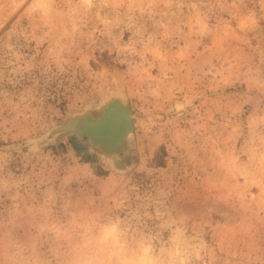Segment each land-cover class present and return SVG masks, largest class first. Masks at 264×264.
Here are the masks:
<instances>
[{"label": "rangeland", "instance_id": "374dc122", "mask_svg": "<svg viewBox=\"0 0 264 264\" xmlns=\"http://www.w3.org/2000/svg\"><path fill=\"white\" fill-rule=\"evenodd\" d=\"M0 264H264V0H0Z\"/></svg>", "mask_w": 264, "mask_h": 264}, {"label": "bare ground", "instance_id": "6f19581e", "mask_svg": "<svg viewBox=\"0 0 264 264\" xmlns=\"http://www.w3.org/2000/svg\"><path fill=\"white\" fill-rule=\"evenodd\" d=\"M125 95V94H124ZM119 97V96H117ZM177 108L180 109L183 107V104L177 103ZM102 108H104V115L106 114L105 111H107L110 108V111L112 116L110 114L106 117L105 121H102L100 124L98 123L99 120L101 121V118L104 115H102L100 118H93L95 115L94 112L91 109H87L84 114H86V118H82V121H86V123H89L90 127L85 124V128L89 129L91 132L96 131L100 134V138L102 139V142L106 148H109V150L114 151L112 153L104 154V157L112 160L115 162L117 161L118 153H116L117 149L121 148L122 146H127L129 141L131 140L133 129L131 130V125L128 123V121L124 118V116H119L115 119V115L118 111H120V107H118V104H112L110 102H106ZM96 109V108H95ZM112 109V110H111ZM114 117V118H113ZM94 121L95 123H91V121ZM112 120L113 123H112ZM131 121L133 125V115L131 112ZM81 123V122H80ZM97 124V125H96ZM114 124V125H113ZM119 125V126H116ZM105 129V131H103ZM103 131V132H102ZM125 133V134H124ZM123 137V138H122ZM130 139V140H129ZM121 145V146H120ZM116 147V148H115ZM116 151V152H115ZM116 163V162H115Z\"/></svg>", "mask_w": 264, "mask_h": 264}, {"label": "water", "instance_id": "95a60500", "mask_svg": "<svg viewBox=\"0 0 264 264\" xmlns=\"http://www.w3.org/2000/svg\"><path fill=\"white\" fill-rule=\"evenodd\" d=\"M106 102H110L112 104H116V106L118 104V107H120V111H118L116 114H113V115H115V119L118 118L119 116H124V118L131 125V130H132L133 129V125H132V121H131V108H130L129 104L126 101H124L121 97L114 96V97L107 98L99 106V114H95L94 113L95 115L93 116V118H100L102 115H104L103 114L104 113V110H103L104 108H102V106ZM105 112H106V114L103 116L105 118H103V119L101 118V121L99 120V122H98L99 124L102 121H105L106 120V117L111 113L110 108L107 111H105ZM110 116H112V114H110ZM82 118H86V114L85 115H77L75 117L69 118L67 120V122H65L63 125L56 127L54 129L53 133L54 134L63 133V132L74 133L81 140L88 139L90 141V143H91V147L94 150H96L97 152H99L102 156H104V154H108V153L114 152V151H111V150H109V148H106L104 146V144L102 142V139L100 138V134L99 133H97L96 131L91 132L89 129H86L85 128V124H87L88 126L90 124L89 123H86L85 120L82 121L83 120ZM113 121L114 120H112V123H113ZM91 123H95V122L92 120ZM119 125L116 124V126H119ZM103 131H105V129ZM125 147L126 146H122L121 148H119V149L116 150L117 152L116 151L115 152L118 153L119 151L123 150Z\"/></svg>", "mask_w": 264, "mask_h": 264}]
</instances>
